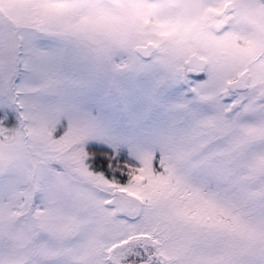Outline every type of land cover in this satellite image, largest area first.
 Returning a JSON list of instances; mask_svg holds the SVG:
<instances>
[{
	"label": "snow or ice",
	"instance_id": "snow-or-ice-1",
	"mask_svg": "<svg viewBox=\"0 0 264 264\" xmlns=\"http://www.w3.org/2000/svg\"><path fill=\"white\" fill-rule=\"evenodd\" d=\"M0 264H264V0H0Z\"/></svg>",
	"mask_w": 264,
	"mask_h": 264
}]
</instances>
